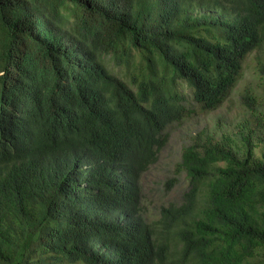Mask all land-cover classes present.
<instances>
[{"label": "trees", "instance_id": "obj_1", "mask_svg": "<svg viewBox=\"0 0 264 264\" xmlns=\"http://www.w3.org/2000/svg\"><path fill=\"white\" fill-rule=\"evenodd\" d=\"M263 45L264 0H0V264H264L261 113L196 135L183 203L142 210L184 87L217 109Z\"/></svg>", "mask_w": 264, "mask_h": 264}, {"label": "rangeland", "instance_id": "obj_2", "mask_svg": "<svg viewBox=\"0 0 264 264\" xmlns=\"http://www.w3.org/2000/svg\"><path fill=\"white\" fill-rule=\"evenodd\" d=\"M264 45L251 52L245 59L243 70L225 102L213 110H203L184 87L187 97L185 107L189 112L180 122L173 123L166 130L168 141L160 150L157 161L142 177L143 217L150 223L161 225L166 208L181 205L183 196L189 189V179L179 163L183 148L201 133L240 132L242 122H254V114H262L264 119ZM248 93L250 97L244 98Z\"/></svg>", "mask_w": 264, "mask_h": 264}]
</instances>
